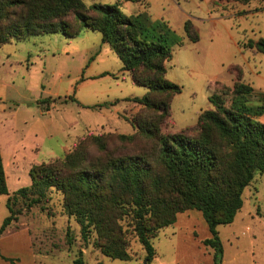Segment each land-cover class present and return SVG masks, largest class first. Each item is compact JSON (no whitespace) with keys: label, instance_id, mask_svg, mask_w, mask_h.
Here are the masks:
<instances>
[{"label":"rangeland","instance_id":"374dc122","mask_svg":"<svg viewBox=\"0 0 264 264\" xmlns=\"http://www.w3.org/2000/svg\"><path fill=\"white\" fill-rule=\"evenodd\" d=\"M203 1L148 0L151 19L163 18L181 38L171 47L166 62V78L179 85L181 92L172 98L170 117L162 125L164 133L193 126L201 110L213 108L209 101L213 93H221L225 105H229L227 89L238 76L254 88L249 104L260 103L264 96V55L244 47L247 41L264 38V0H212L209 9ZM83 2L86 6L116 4L126 15L137 6L144 8L139 1ZM188 19L197 30V42L189 41L184 34L183 24ZM119 67V59L102 43L101 34L89 29H81L72 38L52 33L0 45V143L5 157L13 147L17 151L11 165L16 175L9 169L7 173L10 193L30 183L28 171L33 164L61 158L86 133L133 132L126 120L139 110L133 102L92 107L146 93L144 86L135 84L127 72H119ZM103 73L109 74L101 76ZM259 120L264 122V114ZM31 197L18 195L11 199V206L22 212L17 221L30 230L36 254L47 253L38 264H71L79 250L85 264L143 262L145 251L136 238L130 239L129 261L103 256L93 244L94 231L84 243L79 225L65 214L62 195L54 188L46 191L47 198L27 208ZM6 198L0 194V225L9 214ZM242 200L232 223L217 227L223 246L221 264H264L263 174L254 176L243 190ZM188 211L192 220L182 222L181 218L177 225L162 229L152 239L155 257L150 264H212L213 251L202 243L210 236L202 212H184ZM17 230L22 228L11 226L0 236V250L5 254L22 247Z\"/></svg>","mask_w":264,"mask_h":264},{"label":"trees","instance_id":"16d2710c","mask_svg":"<svg viewBox=\"0 0 264 264\" xmlns=\"http://www.w3.org/2000/svg\"><path fill=\"white\" fill-rule=\"evenodd\" d=\"M81 29L99 32L121 69L147 89L141 97L92 106L133 102L139 110L126 119L133 132L86 133L61 158L33 164L30 184L12 193L0 152V194L7 196L9 211L0 235L22 213L12 208L11 199L31 194L29 208L54 188L62 195L65 214L79 225L81 240L88 243L94 231L93 244L105 257L131 260L130 239L136 238L145 251L140 264H150L155 256L152 239L178 213L195 209L202 212L210 234L202 243L213 251L212 264H221L217 227L232 223L242 207L243 190L257 173L264 175V122L259 120L264 96L260 103L249 104L254 88L238 76L227 89L229 105L221 93H213V108L201 110L193 126L164 133L172 98L181 92L166 78L171 47L181 41L166 20H153L147 11L126 15L116 4L86 6L83 0H0V45L52 33L72 38ZM183 30L189 41L199 40L189 19ZM244 47L264 55V38ZM66 237L71 243L69 229ZM71 264H85L82 250Z\"/></svg>","mask_w":264,"mask_h":264},{"label":"crops","instance_id":"0c3cea01","mask_svg":"<svg viewBox=\"0 0 264 264\" xmlns=\"http://www.w3.org/2000/svg\"><path fill=\"white\" fill-rule=\"evenodd\" d=\"M123 1H125L126 3L127 2H138L139 1L143 5V7H144V8H141L140 6H137V7L133 8L134 10H132L131 14H129V15H134V14L140 13L142 11H147L148 14L150 15V13L148 11V8H149V2H148V0H120V2H123ZM201 1H203V0H201ZM209 1L211 2L212 0H205V2L203 1V4L205 5V7L207 9H209V6H210L209 3H208ZM214 1L216 2V0H214ZM214 5H216V4H214ZM150 17H151V15H150ZM120 66L122 67L121 62H120ZM121 67H119L120 68L119 72H127L129 74L128 71L122 70ZM129 76L131 77L130 74H129ZM0 152H1V156H2V162H3L4 172H5V176H6V180H7L8 169H9L10 172H12L14 175H16L15 171L11 170V165H14L15 164L12 161H13V158L15 157L17 151H16V148L14 149V147H13V148L10 149L7 157H5V156H3V152H2V149H1V143H0ZM28 185H26V186H28ZM189 216H192L191 211L179 213L177 215L176 221L174 222L175 225H177L180 222V219L181 218H182V222H184V221L185 222L186 221L189 222V220H192L191 218H189ZM18 221H19V219H18ZM18 221H14L10 225H8L6 227V229H5V231L2 234L8 233V228L11 227V226H14L15 229H21L22 228V230H20V231L17 230L16 231L18 233H15L17 235V238L21 239L22 247L20 249H18L19 252L18 251H15V252L9 253V254H5L4 252H2L0 250V264H10V262L7 261L4 258L13 259L14 264H38L39 258H46L45 257L46 256L45 254H47V253L46 252H42V254H36V252L34 251V249L31 246L32 241H31L30 230L28 229L27 225L24 222H18ZM192 227L195 228L194 225ZM2 238H0V240H2ZM39 255L41 257H39ZM2 256L4 258H2ZM97 264H99V263H97ZM160 264H164V263H160Z\"/></svg>","mask_w":264,"mask_h":264}]
</instances>
